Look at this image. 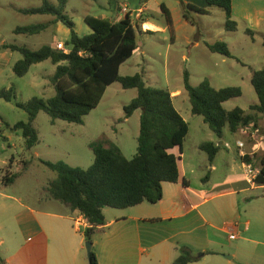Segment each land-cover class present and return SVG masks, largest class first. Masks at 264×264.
Listing matches in <instances>:
<instances>
[{
    "label": "rangeland",
    "instance_id": "obj_1",
    "mask_svg": "<svg viewBox=\"0 0 264 264\" xmlns=\"http://www.w3.org/2000/svg\"><path fill=\"white\" fill-rule=\"evenodd\" d=\"M49 2L56 7L59 5V0ZM128 2L119 0L113 5L110 0H67L64 14L75 24L79 36L84 37L92 33L85 23L87 17L105 18L115 23L127 13L123 11L124 7L129 11L140 7L138 0ZM43 3L44 0H0V174L5 167L4 161L9 163L14 158L20 162L23 166L19 175H27L21 177L9 193L22 196L30 203L35 202L34 197L48 194L49 183L57 176L42 161H63L72 167L88 169L95 161L91 144L102 138L117 144L125 157L131 160L137 154L140 134L141 111H136L129 119L125 117V107L137 97L138 92L115 83L107 89L100 105L85 117L82 125L62 120L53 122L48 114L40 112L34 122L40 143L32 150L26 148L22 132L13 130L17 123L28 122L29 119L28 113L20 105L35 97L49 99L55 96L51 77L57 67L48 60L32 66L27 75L19 77L13 67L22 59V55L4 50L1 45L16 44L32 50L52 45L56 50L58 42L66 44L70 39V29L61 22L55 23L58 21L55 16L24 13L41 7ZM162 4L171 12L172 29L161 11ZM143 8L147 9L142 15L130 11L137 28L139 49L121 67L120 75L141 74L147 86L168 90L175 97L174 105L190 127L183 144L182 168L193 187L206 185V177L210 172L207 170L210 166L208 154L200 149V145L207 142L228 144V149L221 146L217 158L219 169L213 174L209 186L210 200L202 211H207L219 227L228 225L237 228L233 230L237 237L235 240L223 235L229 245V252H221L223 260L230 256L234 257L230 264H264V186L245 184L249 190L243 192V185L228 179L223 166V161L227 160L233 161L236 169L241 167L237 142L247 144L253 140L261 143L262 150L254 158L256 167H261L260 159L264 156V116L255 140L251 134L243 135L241 131L233 134L228 128L224 130L223 140H219L202 116L192 114L184 86L187 71L194 87H198L205 79H209L218 90L239 87L242 96L228 101L224 107L228 111L240 107L249 113V107L258 103L251 82L253 73L264 69V24L252 37L246 33L247 25L241 20H238L237 31H227L225 13L219 8L207 15L186 12L180 0H147ZM144 21L148 25L153 22L156 27L152 25L154 28L148 29L146 24L141 26ZM37 25H46V30L32 36L15 34L19 27ZM196 42H199L198 47L195 46ZM217 42L226 43L233 57L212 53L207 44ZM25 161L29 163L26 167L23 164ZM26 168H30L28 173ZM231 191L237 192L229 193ZM122 212L107 208L109 218L111 214L119 215ZM76 221L79 220L75 219V224ZM70 224L72 226L74 223ZM62 229L69 230L67 226ZM85 252L88 255L87 247Z\"/></svg>",
    "mask_w": 264,
    "mask_h": 264
},
{
    "label": "trees",
    "instance_id": "obj_2",
    "mask_svg": "<svg viewBox=\"0 0 264 264\" xmlns=\"http://www.w3.org/2000/svg\"><path fill=\"white\" fill-rule=\"evenodd\" d=\"M118 1L110 0L113 5ZM180 2L186 12L192 11L201 15L209 13L203 8L185 3V0ZM140 3L147 4V0H140ZM206 3L209 7L224 11L227 31H237L238 23L233 20L232 15L233 0H206ZM66 6L67 0H59L57 7L49 0H44L41 7L26 10L24 13L55 16L58 20L55 23L66 25L70 29V39L66 42L68 54L55 50L52 45L32 50L16 44H4L2 49L22 55V59L13 67L14 73L19 77L27 75L32 66L48 60L57 67L51 77L55 96L49 99L35 97L20 105L28 113L29 119L28 122L17 123L13 130L22 132L28 150L40 143L39 132L34 127L40 112L48 114L53 122L62 120L82 125L85 117L100 105L107 89L113 84L120 83L124 89H136L138 92L137 97L125 107L126 119L131 118L136 111H141L138 148L133 159H127L117 144L108 138H102L91 144L95 161L88 169L72 167L63 161H42L57 175L47 188L49 198L79 213L83 221L90 226L84 234L86 240L92 242L96 231L107 224L105 209L125 210L143 203L156 205L163 199L165 183L177 184L183 180L180 163L183 144L189 135L190 127L175 107L170 91L147 86L141 74L126 77L120 75L121 67L139 49L137 28L130 11L115 23L105 18L87 17L85 23L92 33L81 37L75 31V24L64 14ZM145 10L146 8L142 10L141 15ZM161 11L172 29L170 10L162 4ZM184 17L187 19L186 13ZM144 24L145 21L141 26ZM45 30L46 25L19 27L15 34L32 36ZM246 33L252 37L255 35L250 29H247ZM207 47L212 53L233 57L226 43L207 44ZM251 82L258 103L249 107V113L240 107L231 111L224 107L228 101L242 96L239 87L218 90L211 85L209 79L194 87L187 71L184 86L192 114L202 116L218 139L223 140L226 128L233 134L245 128H260L264 116V69L254 71ZM200 149L206 152L209 161L213 162L221 146L207 142L200 145ZM256 157L255 155L254 158ZM243 159L246 163L253 162L249 156ZM260 166V174L255 183L264 186V156L260 159ZM17 178L18 175H6L3 182L9 185ZM206 179H209V176ZM184 184L187 185L186 182ZM201 257L202 255L194 256L188 249L182 248L181 255L174 264L194 263ZM90 259L91 264H98L94 251Z\"/></svg>",
    "mask_w": 264,
    "mask_h": 264
},
{
    "label": "crops",
    "instance_id": "obj_3",
    "mask_svg": "<svg viewBox=\"0 0 264 264\" xmlns=\"http://www.w3.org/2000/svg\"><path fill=\"white\" fill-rule=\"evenodd\" d=\"M138 1L140 7L131 8L134 13L142 11L147 5H141ZM185 2L207 10L208 14L218 9L209 7L206 0ZM232 15L234 21L238 23L241 20L247 29L257 32L264 24V0H233ZM149 23L156 27L153 22ZM195 46L198 47L199 42ZM213 143L229 148L225 142ZM245 149L250 155H257L262 147L260 141L250 140L245 144ZM220 152L207 167L210 172L206 185L193 187L183 171L181 160L183 180L177 184L165 183L164 196L158 204L143 203L125 209L119 215L111 214V218L105 209L107 224L99 228L92 238V251L98 264H174L182 248L188 249L194 256L202 255L199 261L190 264H224L223 261L230 264L234 257L222 258L221 252H229L228 242L223 235L229 237V232L237 228L219 227L207 211H202L210 200L209 186L213 174L219 169L217 158ZM238 157L241 162L239 171L233 161L225 160L223 166L227 170V178L241 183L244 187L241 190L245 192L249 190L245 184L257 186L247 181L244 173L246 162ZM19 163L14 158L12 164L11 161H4L5 167L0 174V264H91L85 252L87 240L84 234L90 226L78 212L50 199L48 194L34 197L35 202L30 203L22 196L9 193L16 182L27 175H19L23 166ZM26 163H23L24 167L29 165ZM29 170L26 168V173ZM6 175H18V178L6 185L3 182ZM75 219L82 221V227L76 226ZM72 222L74 224L71 226ZM66 226L70 232L62 229Z\"/></svg>",
    "mask_w": 264,
    "mask_h": 264
},
{
    "label": "built area",
    "instance_id": "obj_4",
    "mask_svg": "<svg viewBox=\"0 0 264 264\" xmlns=\"http://www.w3.org/2000/svg\"><path fill=\"white\" fill-rule=\"evenodd\" d=\"M123 11L125 12H129V10L127 8L124 7ZM142 11L139 12V14H141ZM56 50L58 51H61V52H64L66 54H68L69 50L68 48L66 47V44L62 43V42H59L57 45H56ZM1 121V120H0ZM258 132V130H255L253 131V128L250 127V128H245V129H242L241 130V133H243V135H247V136H250V134L252 135V138H254L255 140V136H256V133ZM250 140V139H249ZM253 141V140H252ZM237 147L239 148V155L240 157L243 159L247 156L251 157L253 159V162L252 163H245L244 164V173H245V176H246V179L247 181L250 183V184H255V180L256 178L258 177V175L260 174V169L261 168H258L256 167L255 165V162H254V157H255V154H249L247 153L245 150V144L241 141H238L237 142ZM76 224L81 227L82 226V222L81 220L79 221H76ZM225 227L228 229L229 227L231 226H228V225H225ZM234 229H236V226H232ZM231 227V228H232ZM237 237L234 233L233 230H231L229 232V239L230 240H235Z\"/></svg>",
    "mask_w": 264,
    "mask_h": 264
},
{
    "label": "water",
    "instance_id": "obj_5",
    "mask_svg": "<svg viewBox=\"0 0 264 264\" xmlns=\"http://www.w3.org/2000/svg\"><path fill=\"white\" fill-rule=\"evenodd\" d=\"M86 247H87L88 257L90 259L91 253H92V248H93V243L87 242ZM228 259H231V257H228ZM90 262H91V259H90Z\"/></svg>",
    "mask_w": 264,
    "mask_h": 264
},
{
    "label": "bare ground",
    "instance_id": "obj_6",
    "mask_svg": "<svg viewBox=\"0 0 264 264\" xmlns=\"http://www.w3.org/2000/svg\"><path fill=\"white\" fill-rule=\"evenodd\" d=\"M144 25H145V24H144ZM145 26H146V28H148V29H153V28H154L152 25H148V24H146Z\"/></svg>",
    "mask_w": 264,
    "mask_h": 264
}]
</instances>
